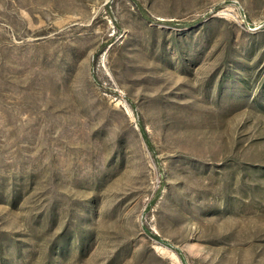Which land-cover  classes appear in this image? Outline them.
Listing matches in <instances>:
<instances>
[{"label": "rangeland", "instance_id": "374dc122", "mask_svg": "<svg viewBox=\"0 0 264 264\" xmlns=\"http://www.w3.org/2000/svg\"><path fill=\"white\" fill-rule=\"evenodd\" d=\"M0 264H264V0H0Z\"/></svg>", "mask_w": 264, "mask_h": 264}]
</instances>
